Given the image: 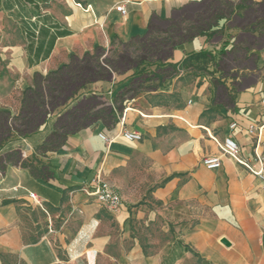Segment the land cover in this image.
Returning a JSON list of instances; mask_svg holds the SVG:
<instances>
[{
    "label": "crops",
    "instance_id": "crops-1",
    "mask_svg": "<svg viewBox=\"0 0 264 264\" xmlns=\"http://www.w3.org/2000/svg\"><path fill=\"white\" fill-rule=\"evenodd\" d=\"M190 1L199 0H0V27L10 29L0 36L8 58L0 110L19 111L34 72L46 74L71 55L128 41L147 29L153 14L168 18ZM243 1L240 17L250 8L257 11L253 20L262 19L253 31L254 37L263 32L262 45L252 49L249 68L221 78L233 95L229 107L213 100L220 73L210 61L208 72L187 66L156 90L138 93L125 102L123 122L107 128L96 121L68 135L58 150L40 155L36 146L77 99L34 133L2 147L0 157L20 149L23 160L48 164L53 177H34L20 164L1 165L0 264H264V182L226 155L219 168L202 163L204 156L221 153L218 142L226 136L250 155L256 131L248 128L264 123V0ZM230 22L221 19L217 34L176 45L169 61L209 50L216 62L242 33ZM132 77L127 71L81 92L110 100ZM123 128L141 132L142 139L127 140ZM98 169L121 195L117 212L83 190Z\"/></svg>",
    "mask_w": 264,
    "mask_h": 264
},
{
    "label": "trees",
    "instance_id": "trees-1",
    "mask_svg": "<svg viewBox=\"0 0 264 264\" xmlns=\"http://www.w3.org/2000/svg\"><path fill=\"white\" fill-rule=\"evenodd\" d=\"M243 3V0L237 3L231 0L190 1L173 10L168 18L153 14L142 34H135L125 42L115 40L126 47L115 57L102 59L101 55L106 49L97 46L82 56L71 55L67 63L46 74L34 72L32 83L22 91L19 111L0 110V150L12 138L27 137L37 131L50 114L74 99H77L75 103L56 117L52 131L36 146L38 154L58 150L65 144L68 135L96 121L110 128L118 121L127 100L140 92L156 90L166 79L187 66L208 72L205 66L210 61L220 73L214 79L216 93L213 100L229 107L233 95L221 78L230 75L232 69L249 68L255 56L252 49L262 45L259 38L263 32L260 31L259 37L253 34L262 19L253 20L257 11L248 9V6V10L243 11V17H240L239 12L245 7ZM221 19L230 20L242 33L236 36L229 49L220 50L216 62L209 50L188 54L180 63L169 61L176 45L197 36H211L220 32L222 28L217 27ZM148 66L152 68L147 69ZM127 71H133L134 77L110 100L96 93L82 95L81 90L87 85L110 81L115 75ZM5 162L27 167L37 178L53 177L48 164L38 161L41 163L38 166L32 161L23 160L20 149L11 150L0 157V167Z\"/></svg>",
    "mask_w": 264,
    "mask_h": 264
},
{
    "label": "built area",
    "instance_id": "built-area-1",
    "mask_svg": "<svg viewBox=\"0 0 264 264\" xmlns=\"http://www.w3.org/2000/svg\"><path fill=\"white\" fill-rule=\"evenodd\" d=\"M116 9L122 14L126 15L127 10L123 4L116 6ZM264 106V99L262 100ZM118 120L123 122V117L119 116ZM236 127V122L230 123V128ZM264 123L258 127L250 125L248 130L254 133L255 138L250 155L244 156L240 152L237 141L232 136H226L223 141L218 142L221 153L219 155L209 154L202 158V163L208 169H216L221 165V156L226 155L232 158L237 164L242 165L250 174L264 182V138L262 137V130ZM121 134L130 141H139L142 139L141 132L133 129L123 128ZM104 138L103 134H100ZM22 157H26L25 151H21ZM84 192L93 197L99 204L103 205L110 212H117L122 206V198L118 190L103 176L102 170L98 169L88 184L83 187ZM30 197L34 202L39 204V200L35 193L30 192ZM264 222V218H263Z\"/></svg>",
    "mask_w": 264,
    "mask_h": 264
},
{
    "label": "rangeland",
    "instance_id": "rangeland-1",
    "mask_svg": "<svg viewBox=\"0 0 264 264\" xmlns=\"http://www.w3.org/2000/svg\"><path fill=\"white\" fill-rule=\"evenodd\" d=\"M10 29L7 27H0V36L1 34H3L4 31H9ZM1 38V37H0ZM2 42L0 40V76L3 74V71L6 69V63L8 61V58L6 57V55H4V49H2ZM106 50L104 51V53L101 55V58H111V57H115V54L119 51L125 50L126 47L122 46L121 44H119L118 42H114V44L110 47V48H105ZM3 66V67H1ZM147 69H151V66L146 67Z\"/></svg>",
    "mask_w": 264,
    "mask_h": 264
},
{
    "label": "water",
    "instance_id": "water-1",
    "mask_svg": "<svg viewBox=\"0 0 264 264\" xmlns=\"http://www.w3.org/2000/svg\"><path fill=\"white\" fill-rule=\"evenodd\" d=\"M221 242L224 243V244H226V245H229V242H228V240L226 238H222L221 239Z\"/></svg>",
    "mask_w": 264,
    "mask_h": 264
}]
</instances>
